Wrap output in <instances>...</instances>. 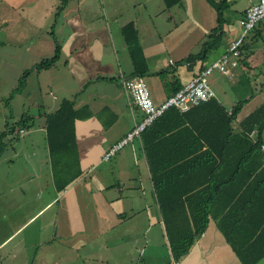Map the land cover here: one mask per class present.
I'll return each instance as SVG.
<instances>
[{
    "label": "crops",
    "instance_id": "0c3cea01",
    "mask_svg": "<svg viewBox=\"0 0 264 264\" xmlns=\"http://www.w3.org/2000/svg\"><path fill=\"white\" fill-rule=\"evenodd\" d=\"M227 3L224 35L216 47L220 53L180 65L177 61L197 52L216 26V11L206 0H182L171 7L163 0H67L59 13L61 0H0V31L6 32L0 50L8 48L1 57L42 59L54 54L60 40L55 65L36 72L34 66L40 59L30 67L37 73L39 87L48 88L54 101L39 113L40 123L63 99L77 110L70 148L80 172L72 181L59 183L56 173L63 161L52 156L48 141L44 156H38L39 146L3 141L0 264H242L227 236L237 247L255 251L258 244L248 242L263 213L259 210L261 216L258 211L249 216V211L237 207L241 189L227 180L233 164L220 160L218 154L227 150L223 139L227 131L214 126L220 119L218 106L229 113L245 100L233 121V130L240 133L239 122L264 102V20L244 39L234 75L217 70L210 75L213 102L187 112L185 125L192 129L180 136V155L188 153L186 161L197 158L195 169L201 171L180 181V191L193 187L190 194L180 196V210L182 203L191 217L190 208L204 211L203 200L210 210L204 232L178 260L170 250L141 137L103 159L104 152L141 118L122 83L134 70L123 26L132 23L137 31L148 67L144 78L152 100L159 103L175 85L184 84L216 60L240 35L251 0ZM16 22L22 26L18 32L13 30ZM166 68L163 75L157 74ZM35 119L32 125L38 122ZM4 130L3 140L11 139L6 124ZM257 133L254 128L249 137L256 140ZM260 137L264 153V129ZM25 150L35 159L25 156ZM233 152L229 149V156ZM205 153L211 154L210 160L200 159ZM63 183L65 187L58 189ZM254 264H264V255Z\"/></svg>",
    "mask_w": 264,
    "mask_h": 264
},
{
    "label": "trees",
    "instance_id": "16d2710c",
    "mask_svg": "<svg viewBox=\"0 0 264 264\" xmlns=\"http://www.w3.org/2000/svg\"><path fill=\"white\" fill-rule=\"evenodd\" d=\"M66 1L67 0H61V4L57 7V13L62 10ZM163 1L166 7H171L180 3L182 0ZM206 1L216 11V26L206 35L205 40L201 43V47L197 52L190 53L177 61L180 65L183 63L192 65L198 60L204 61L208 52L220 45L224 35L223 25L226 22L224 11L227 9L228 3L227 0ZM122 33L125 37L129 55L134 66L133 76L144 77L148 72V67L145 59L140 53L137 31L134 25L132 23L126 24L122 28ZM59 57L60 46L57 44L54 54L51 57L42 58L36 63L34 66L35 71L39 72L40 70L52 67L58 61ZM167 70L168 68L163 69L157 72V74L163 75ZM31 71L32 70H25L23 72L22 76L18 79L17 86L11 91L7 100L12 99L14 94L25 87L26 77ZM182 85L181 83L180 85H175L171 94L175 93ZM211 98L199 105L192 106L186 111H181L175 107L168 108L141 134V141L148 161L153 188L157 195V201L162 213L171 248L170 250L175 260H178L180 256L188 251L194 239L204 232L208 222V218L205 216L210 210L207 201L203 200L206 205L203 209L204 211H200L198 207L194 211L190 208L191 217H187L182 203L181 207L183 211L180 210V196L188 195L193 191L192 186L180 191V181L187 176L191 177L194 174H199V171H201L195 169L196 164L194 160L197 158L186 161L188 157L186 155H188V153L180 155V136H182V133L185 134L188 129H192V126L185 125L187 112L208 104L209 102H213ZM244 101L245 100L238 101L229 113L221 106H218V116L220 119L214 128L227 131L226 137L223 138L227 150L223 148L224 150L218 154L220 160H225L226 162L229 160L233 164V166L230 165L231 171L227 180L231 182L232 185L237 186V189H241L240 195L237 197V202L235 200V203L238 205L237 207H241L243 211H249V216L257 211V213L260 214L259 210L263 213L262 217L257 219L256 230L254 234H252L253 239L248 242L249 244H258L255 251L253 249L247 250L243 247H237L226 234L227 241L234 248L241 263L254 264L264 255V153L261 152L262 142L260 137L264 129V102L239 122V127L242 130V132L239 133L233 130V121ZM22 115L17 121L19 125L17 128L22 130L30 128L31 124H29L28 121L30 119L32 122V117L29 116V118H25V115ZM76 117L77 110L73 108L72 102L67 99H63L54 112L45 115L44 126L50 152L53 157L58 156V158H62L60 160L63 161V167L61 166L56 173L57 182L59 183L61 180H66L67 182L72 181L80 173L77 167L74 169L73 173L70 171L68 172L69 165L67 159L69 154L73 151L70 146L74 144L73 121ZM6 128H8L7 125ZM254 128H257L258 132L256 140H252L249 137V133ZM13 130L14 125L9 128L11 135L14 133L16 137L21 135V133L16 130L13 133ZM5 135H7L5 130L0 133V152L4 146L2 140ZM186 139H188V137H186ZM229 149L234 151L232 156L228 154ZM210 155L209 153H205L200 159L208 161L210 160ZM65 185L66 183L58 185V189H63ZM216 185L219 186V183ZM180 211L183 212V215H180ZM189 219L192 221L190 222ZM253 252H255V254H251Z\"/></svg>",
    "mask_w": 264,
    "mask_h": 264
},
{
    "label": "built area",
    "instance_id": "2783aa9c",
    "mask_svg": "<svg viewBox=\"0 0 264 264\" xmlns=\"http://www.w3.org/2000/svg\"><path fill=\"white\" fill-rule=\"evenodd\" d=\"M264 19V0H251L241 21V33L232 40L225 51L207 67L185 82L175 93L155 103L152 100L150 90L143 76H131L123 79V87L130 96L133 105L141 112V118L137 119L126 134L103 154V159H110L116 152L136 138H140L142 132L150 126L157 117L168 108L175 107L186 111L192 106L199 105L214 96L209 83V77L214 70L222 75H234L233 69L239 64L244 39ZM23 133L24 130L16 129ZM263 147V146H261Z\"/></svg>",
    "mask_w": 264,
    "mask_h": 264
},
{
    "label": "rangeland",
    "instance_id": "374dc122",
    "mask_svg": "<svg viewBox=\"0 0 264 264\" xmlns=\"http://www.w3.org/2000/svg\"><path fill=\"white\" fill-rule=\"evenodd\" d=\"M21 27L22 26L18 22H16L15 25L13 26L14 32H18L19 30H21ZM5 33L0 31V39H2L1 37H3ZM59 43L60 40L57 41V44ZM7 49L8 48H4L0 50V132L5 128V124H6L8 128L14 125V130H13L14 133L16 128L19 127L17 121L21 118L22 114L25 115L24 116L25 118L26 117L29 118V116H31L32 119L36 118L35 120L38 122L32 125L33 122H31L29 119L28 123L31 124L32 126L29 128L28 131L22 134L23 138H20V140H18V138L16 137V135H14L15 134L14 133L12 137H9L11 139L2 140V141H4L7 144H15V145L23 143L24 145H26V147L39 146L40 150L38 152V156H44L46 154L47 137H46V133L42 131L38 126V123L42 122V120H40L41 118L39 113H42L43 111H47V108L45 107L46 104L48 105V103L54 102V101H50L51 95L48 92L49 91L48 88L42 90V88H44L45 86L41 85L39 87L37 82L38 79L37 73L31 72L26 77L25 87L21 91H18V93L14 94L12 99L7 100L11 91L15 88V86H17L18 79L22 76L23 72L25 70H31L30 65L32 61L40 60L41 56L17 57V58L15 57L10 58V56L1 57L3 55L2 53H4ZM216 49H212L211 51L208 52V56L210 58L212 57V55L214 54L218 55L220 53V50L218 48ZM47 57H51V54L49 53L45 56H42V58H47ZM53 73H54L53 70L49 71V74H53ZM49 74L44 75L43 78L49 77ZM250 77L251 79H253L255 75L254 76L251 75ZM41 90L42 92L40 93ZM55 101L58 102L59 98ZM44 122L40 124L44 126ZM128 146L129 145L124 146L122 150H125ZM24 153L25 156L28 155L30 158L35 159L33 158L34 155L31 154L30 151L25 150ZM21 159L22 158H19L18 160ZM67 159L69 165L68 172L70 171L73 173L74 169L76 168L75 154L71 152L67 157ZM14 160L16 161V159Z\"/></svg>",
    "mask_w": 264,
    "mask_h": 264
}]
</instances>
